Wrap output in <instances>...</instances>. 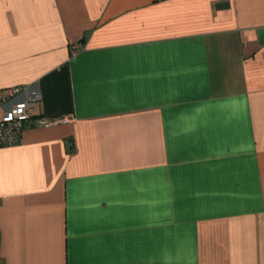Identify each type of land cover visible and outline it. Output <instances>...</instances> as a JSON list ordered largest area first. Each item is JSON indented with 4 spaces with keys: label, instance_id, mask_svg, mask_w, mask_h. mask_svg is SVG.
Segmentation results:
<instances>
[{
    "label": "crops",
    "instance_id": "crops-1",
    "mask_svg": "<svg viewBox=\"0 0 264 264\" xmlns=\"http://www.w3.org/2000/svg\"><path fill=\"white\" fill-rule=\"evenodd\" d=\"M26 83L0 264H264V0H0Z\"/></svg>",
    "mask_w": 264,
    "mask_h": 264
},
{
    "label": "built area",
    "instance_id": "built-area-1",
    "mask_svg": "<svg viewBox=\"0 0 264 264\" xmlns=\"http://www.w3.org/2000/svg\"><path fill=\"white\" fill-rule=\"evenodd\" d=\"M76 48L77 45H74L73 50ZM40 100L41 92L33 83L12 85L0 90V146L18 143L27 125L49 124L55 120L32 116L31 110Z\"/></svg>",
    "mask_w": 264,
    "mask_h": 264
}]
</instances>
